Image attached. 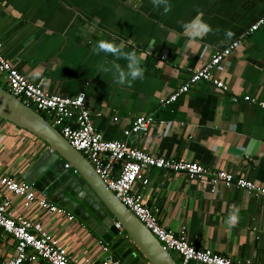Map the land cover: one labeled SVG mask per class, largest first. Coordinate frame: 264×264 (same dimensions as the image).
I'll return each instance as SVG.
<instances>
[{
  "label": "crops",
  "instance_id": "1",
  "mask_svg": "<svg viewBox=\"0 0 264 264\" xmlns=\"http://www.w3.org/2000/svg\"><path fill=\"white\" fill-rule=\"evenodd\" d=\"M169 4L170 11L165 12L152 0H0L1 52L28 81L48 93L72 97L83 91L91 124L103 139H123L122 130L135 117L151 114L148 133L129 136V145L206 168H223L264 185V108L229 100L230 94H247L264 101V23L212 69L225 81L226 92L198 81L172 104L158 102L248 27L262 13L264 0H169ZM197 15L212 27L203 38L189 37L182 28ZM228 31L234 33L230 39ZM101 40L126 53L136 52L143 78L116 82L113 66L127 72L128 61L99 51ZM105 67L112 70L102 71ZM41 146L26 130L0 119V173L19 179ZM144 174L148 184L133 187L157 210L163 227L183 229L196 247L264 264V199L221 185L210 192L204 180L165 170L150 168ZM18 201L10 204V214L39 220L73 261L108 254L78 220L56 218L34 207L22 209ZM230 214L238 216L232 227L227 223ZM13 247L12 238L0 230V260L13 255Z\"/></svg>",
  "mask_w": 264,
  "mask_h": 264
},
{
  "label": "built area",
  "instance_id": "2",
  "mask_svg": "<svg viewBox=\"0 0 264 264\" xmlns=\"http://www.w3.org/2000/svg\"><path fill=\"white\" fill-rule=\"evenodd\" d=\"M263 23L264 8L236 38L216 49L205 62L191 70L183 83L159 98V104H172L198 81L208 82L214 89L226 92L225 81L214 75L212 69L218 68L220 63L240 46L242 40ZM0 83L1 87L5 86L4 88L21 102L45 116L47 122L70 146L84 156L117 200L148 229L166 251L178 257L180 264H250L247 261L232 260L209 248L196 247L186 238L183 229L175 232L163 227L158 221L157 210L150 208L133 186L138 184L142 188L148 184L144 173L150 168L181 174L188 180H204L208 183L210 192L221 185L224 188H237L256 198L264 199V185L233 175L223 168H206L195 161L166 158L129 145V136H145L148 133L153 121L151 114L135 117L132 123L122 130L123 139H103L91 124L83 91L72 97L46 92L38 84L28 81L11 65L2 55L1 44ZM229 100L233 104L244 102L264 108V101L247 94H230ZM14 199L19 200L18 204L22 209L34 207L36 211L51 213L56 218L75 220L71 213L47 200L31 185L0 173V230L10 236L14 243L13 255L1 259L0 264H121L110 255L105 244L100 250L108 254L101 259L84 258L78 262L73 261L64 244L58 237L47 232L39 220L10 214L9 207ZM114 226L121 230L118 223H114Z\"/></svg>",
  "mask_w": 264,
  "mask_h": 264
},
{
  "label": "water",
  "instance_id": "3",
  "mask_svg": "<svg viewBox=\"0 0 264 264\" xmlns=\"http://www.w3.org/2000/svg\"><path fill=\"white\" fill-rule=\"evenodd\" d=\"M0 119L26 130L42 144L16 180L71 213L121 264H180L42 114L1 86Z\"/></svg>",
  "mask_w": 264,
  "mask_h": 264
},
{
  "label": "clouds",
  "instance_id": "4",
  "mask_svg": "<svg viewBox=\"0 0 264 264\" xmlns=\"http://www.w3.org/2000/svg\"><path fill=\"white\" fill-rule=\"evenodd\" d=\"M152 3L155 7L163 6L164 11H170L171 5L169 4V0H152ZM182 28L184 29L185 33L192 38H203L210 32H212V27L203 21L200 15H197L195 19L190 22L182 24ZM234 33L231 31L226 32V36L230 39ZM97 48L99 51H103L105 53H111L118 58H124L128 61V71L120 70L119 65H114L113 67L116 69V82L120 84H124L126 80L130 77L131 80L142 79L144 72L143 69L140 67V60L141 57H138L136 52H124L121 47H117L111 42H106L101 40ZM110 68H103L102 71H111ZM35 75H39V73H35ZM130 83V81H129ZM238 212V210H237ZM238 222V216L236 214H230L228 218V225L229 227L235 226Z\"/></svg>",
  "mask_w": 264,
  "mask_h": 264
},
{
  "label": "trees",
  "instance_id": "5",
  "mask_svg": "<svg viewBox=\"0 0 264 264\" xmlns=\"http://www.w3.org/2000/svg\"><path fill=\"white\" fill-rule=\"evenodd\" d=\"M42 114V113H41ZM42 116H43V114H42ZM44 117V116H43ZM175 258V257H174ZM175 261H177L178 263H180V260L179 259H177V258H175Z\"/></svg>",
  "mask_w": 264,
  "mask_h": 264
},
{
  "label": "rangeland",
  "instance_id": "6",
  "mask_svg": "<svg viewBox=\"0 0 264 264\" xmlns=\"http://www.w3.org/2000/svg\"><path fill=\"white\" fill-rule=\"evenodd\" d=\"M0 85H1V83H0ZM4 87H5V86H4ZM44 118H45V116H44ZM172 255H173L175 258H177V257L175 256V254L172 253ZM177 259H178V258H177Z\"/></svg>",
  "mask_w": 264,
  "mask_h": 264
}]
</instances>
